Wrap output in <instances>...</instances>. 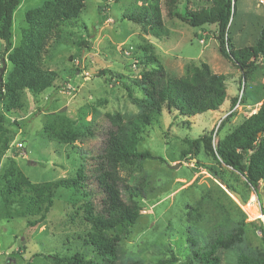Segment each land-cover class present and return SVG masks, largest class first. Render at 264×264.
I'll return each instance as SVG.
<instances>
[{
  "label": "rangeland",
  "instance_id": "374dc122",
  "mask_svg": "<svg viewBox=\"0 0 264 264\" xmlns=\"http://www.w3.org/2000/svg\"><path fill=\"white\" fill-rule=\"evenodd\" d=\"M45 1L48 0H20L12 17V48L19 45L21 30L26 27L25 13ZM163 1L161 12L165 30L160 38H154L150 31L143 33L139 27L120 21L125 9L141 5L139 0H121L117 4L110 0H84L85 8L78 20L62 27V40L57 44L51 41L49 53L43 58L44 68L57 74L55 87L37 97L27 91L22 92V112L9 118V122L15 119L19 124L18 127H8L14 134L11 146L20 149L15 161L31 182L70 178L84 161L86 153L83 146L58 145L49 141L43 135L44 123L50 116L61 114L73 121L72 128L75 126L82 130L99 115L137 114L142 94L133 89L129 97L123 88V84H130V79L138 76L137 69L131 67L132 73L128 68L129 61L135 56L152 53L169 77H180L187 68H198L201 63L207 64L213 73L226 77L227 98L218 111L188 119L163 109L158 120L143 134L137 151H147L152 156L160 157L164 164L146 160L132 171L135 178L143 180L147 194L134 228L125 235L119 229L116 231L121 236L116 250L119 264L130 261L158 264L171 258L170 252L185 262L192 257L194 250L208 247L219 231L228 225H222L226 218L229 220L226 229L229 230L234 229L241 219L245 224L259 220L264 228V182L258 186V196L253 189L245 191L240 185L247 197L246 205L251 206L252 210H249L245 208L246 205L240 206L204 166L194 165L195 160L180 161V151L186 148L183 143L185 138L196 139L204 133H213L215 145L226 130L236 123L240 124L243 117L253 114L259 104L256 105L252 98H246L244 104L230 108V100L238 96L242 73L219 55L212 27L192 28L169 17ZM262 26L264 0H236L234 15L227 30L234 48L254 45ZM141 47L148 48L147 52H143ZM2 48L0 45V51ZM4 61L3 80L11 70ZM104 70L111 72L107 78H96ZM252 78L245 82L244 96L246 94L248 97L249 89L261 94L259 87H264V70L256 71ZM229 114V121L217 133L218 122ZM185 121H188V127L183 125ZM198 158L205 163L208 160L203 156ZM179 163L177 169L168 168ZM121 175L124 177L125 172ZM216 186L223 189L228 198L218 193ZM204 196L207 198L200 208L204 221L189 225L186 206H195ZM70 198V192L59 190L46 219L34 228L26 227L27 218L1 219L0 264H52L50 255H67L77 251L86 255L88 260L97 259L90 248L83 247L75 239V235L82 231L83 224L78 217L71 220L74 206ZM261 237L259 231L248 226L240 244L218 252L221 263L236 264L238 253L254 255L263 247ZM189 238L195 240V246H191ZM34 254L39 257L33 258ZM44 256H48V259H44Z\"/></svg>",
  "mask_w": 264,
  "mask_h": 264
},
{
  "label": "trees",
  "instance_id": "16d2710c",
  "mask_svg": "<svg viewBox=\"0 0 264 264\" xmlns=\"http://www.w3.org/2000/svg\"><path fill=\"white\" fill-rule=\"evenodd\" d=\"M110 1L117 4L121 0ZM139 1V7L133 5L123 11L120 21L139 27L143 33L148 30L154 38H160L165 30L162 0ZM19 4L20 0H0V45L3 47L0 59L1 62L5 59L11 67L5 80L0 77V220L27 218V228L37 227L46 219L58 191H68L74 206L71 220L78 217L83 224L82 231L75 235V239L83 247L90 248L97 259L88 260L86 255L77 251L67 255H50V263L119 264L116 250L121 236L116 231L119 229L125 235L134 228L147 194L143 180L135 178L132 171L146 160L164 164L160 157L152 156L147 151H137L143 134L158 120L163 109L188 119L218 111L227 98V79L222 74L213 73L204 63L198 68H187L180 77H169L155 55L140 53L128 63L129 70L133 73L131 67H134L138 76L132 77L130 84H123L129 97L133 89L142 94L140 111L133 116L118 113L99 115L82 130L75 126L72 128L73 121L64 115L50 116L43 125L45 138L58 145L81 144L86 156L73 177L33 183L15 161L20 149L11 146L14 134L8 127H18L19 124L15 119L9 122V118L21 114L22 92L27 91L37 97L55 87L57 74L44 68L43 58L49 53L51 41L57 44L62 40V27L78 20L85 3L84 0H48L28 10L19 45L12 48V17ZM235 4L236 0L163 1L169 17L192 28L212 27L219 55L242 73L243 81L239 82V88L242 87L240 103L244 104L246 98H252L256 105L259 104L253 114L243 117L240 124L236 123L226 130L215 145L213 133H204L196 139L185 138L183 143L186 148L179 154L180 161L195 160L194 165L201 164L209 175L219 177L226 189L239 190L246 203L243 189H253L257 194L259 184L264 182V87H259L261 94L249 89L248 97L246 94L244 96L245 82L251 81L256 71L264 70V26L260 28L254 45L235 49L227 35ZM101 18H104L102 14ZM141 48L145 53L148 50ZM110 73L100 71L96 78L106 79ZM236 104L237 97L232 98L230 108ZM230 117L231 114L220 122L217 133L223 130ZM183 123L188 127V121ZM199 156L208 159V164L199 160ZM124 172L123 177L121 173ZM240 185L243 186L242 190ZM216 188L218 193L228 198L223 189ZM206 198L202 197L195 206H186L189 225L204 221L200 208ZM226 219L222 224L224 226L229 225ZM227 226L219 231L205 250H194L189 260L182 262L170 252L171 258L158 264H222L218 252L240 244L248 226L260 232L263 247L254 255L238 253L236 264H264V228L261 221L245 224L241 219L234 229H226ZM189 242L195 246V240L189 238ZM32 257L39 256L34 254ZM44 259H48V256H44ZM124 264L138 263L130 261Z\"/></svg>",
  "mask_w": 264,
  "mask_h": 264
},
{
  "label": "water",
  "instance_id": "95a60500",
  "mask_svg": "<svg viewBox=\"0 0 264 264\" xmlns=\"http://www.w3.org/2000/svg\"><path fill=\"white\" fill-rule=\"evenodd\" d=\"M4 68H5V64H4V61H2V68L0 70V77H1V74H2V71L4 70ZM179 166H180V163L173 165V166H170L168 168L177 169ZM213 178L240 206L246 205V203L243 201L242 197L237 192L226 189L224 182L219 177H213Z\"/></svg>",
  "mask_w": 264,
  "mask_h": 264
},
{
  "label": "built area",
  "instance_id": "2783aa9c",
  "mask_svg": "<svg viewBox=\"0 0 264 264\" xmlns=\"http://www.w3.org/2000/svg\"><path fill=\"white\" fill-rule=\"evenodd\" d=\"M259 3H262V1H260ZM241 98H242V89H239V91H238V96H237V104H236V106H239V105H240V100H241ZM220 122H221V121H220ZM220 122H218L216 128L219 126ZM18 146H19V148L21 147L20 144H18Z\"/></svg>",
  "mask_w": 264,
  "mask_h": 264
},
{
  "label": "bare ground",
  "instance_id": "6f19581e",
  "mask_svg": "<svg viewBox=\"0 0 264 264\" xmlns=\"http://www.w3.org/2000/svg\"><path fill=\"white\" fill-rule=\"evenodd\" d=\"M246 209L252 210L250 205L245 206ZM259 216V215H258Z\"/></svg>",
  "mask_w": 264,
  "mask_h": 264
}]
</instances>
